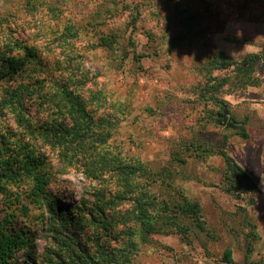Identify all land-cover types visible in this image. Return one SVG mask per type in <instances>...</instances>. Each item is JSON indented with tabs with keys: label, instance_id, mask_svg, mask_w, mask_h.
I'll use <instances>...</instances> for the list:
<instances>
[{
	"label": "rangeland",
	"instance_id": "374dc122",
	"mask_svg": "<svg viewBox=\"0 0 264 264\" xmlns=\"http://www.w3.org/2000/svg\"><path fill=\"white\" fill-rule=\"evenodd\" d=\"M36 5L33 9L30 0H0V47L15 53L22 50L15 44L19 42L37 50L38 60L25 62L16 78L23 81L34 75L78 90L95 117L113 124V150L157 171L170 166L179 171L175 189L157 183L151 194L182 192L199 203L206 222V230L198 226L190 236L161 221L156 230L141 222L134 228L120 226L114 237L112 230L100 234L97 219L88 213L99 181L47 145L42 150L55 173L48 186L49 201L56 198L59 208L70 207L72 215L82 218L81 237L90 252L103 253L97 237L102 236L109 251L122 247L127 256L117 264H264V0H37ZM219 51L241 62L250 54L262 56L253 75L256 83L223 87L222 110L202 97L208 95L202 67ZM42 65L49 74L40 71ZM232 72L231 67L213 74L226 77ZM16 83L0 80V98ZM29 112L36 118L42 115L35 106H29ZM232 118L245 127V134L227 127ZM8 123L10 140L23 135L14 115ZM200 137L213 153L190 156L185 164L171 160L181 140ZM218 149L227 151L250 175L254 189L240 198L226 190L227 164ZM18 186L11 189L21 199L13 204L0 194V221L14 213L15 225L33 239L38 263L56 264V221L46 200L32 203L26 185ZM23 203L28 214L16 208ZM137 237L142 243L134 241ZM18 255L22 262L24 251Z\"/></svg>",
	"mask_w": 264,
	"mask_h": 264
},
{
	"label": "trees",
	"instance_id": "16d2710c",
	"mask_svg": "<svg viewBox=\"0 0 264 264\" xmlns=\"http://www.w3.org/2000/svg\"><path fill=\"white\" fill-rule=\"evenodd\" d=\"M37 0H30L33 9H37ZM13 42L8 45L12 46ZM22 50H5L0 47V80L14 79L17 83L4 89L0 98V194L4 195L13 204L21 199L20 193L12 192L15 185H26L27 198L32 203H44L56 221L52 227V238L57 247L53 254L56 264H117L124 261L122 247L116 252L109 251L108 245L102 236H97L103 245V253L92 254L87 240H83L82 218L72 215L71 208H59L56 198L49 201L48 186L54 179L52 162L49 161L44 147H56L68 163H78L83 173L92 179H97L93 195L96 199L89 207L92 219H97L100 230L113 231L120 228H134L139 223H149L150 229H158L160 221L163 225L178 227L184 236L195 235L198 226L206 230V222L201 216V207L182 192L169 193L165 197L152 195L154 184H160L171 190L179 173L171 166L160 171L147 167L140 159L128 160L121 153L110 147V121L104 117L97 118L88 109L89 102L78 90L70 88L66 83L56 81L50 84L43 78L34 76L28 80H18L22 65L37 59V50L33 46L15 42ZM109 45V43L105 44ZM12 49V48H11ZM262 56L259 53L250 54L245 61H237L216 52L203 65L202 71L207 76L205 99H210L222 110L225 101L219 96L225 85L243 87L248 83H256L254 78L256 63ZM40 59V57H39ZM232 67L233 76L218 77L215 70ZM44 74H49L46 67L40 68ZM33 79V80H31ZM230 91V89L228 90ZM29 106H35L39 117H33ZM14 115L23 135L10 140L6 135L8 117ZM215 121L223 119L214 117ZM232 118L227 127H235L245 134V127L236 123ZM9 132V131H8ZM222 155L227 164L225 176L226 190L237 198L256 187V182L247 174L224 149L216 150ZM210 144L200 137L190 140H181L178 149L172 151L171 160L185 164L188 157H207L213 153ZM180 157V158H179ZM171 161V162H172ZM189 177V174H185ZM18 186V187H19ZM176 191V190H175ZM174 191V192H175ZM16 199V200H15ZM21 207V208H20ZM25 214H28V205H17ZM14 213H9L0 221V264H39L37 250L33 249L32 237L26 235L22 228L15 225L11 219ZM57 217L59 221H57ZM141 220V221H140ZM132 223V224H131ZM111 234V233H110ZM118 234V233H116ZM128 233V235H130ZM106 238H110L109 233ZM127 241L131 237H127ZM142 239V238H141ZM140 237L134 239L142 243ZM114 250V249H113ZM24 251L22 262L18 259V252ZM107 251V252H105ZM225 258L230 259L229 254ZM125 263V262H124Z\"/></svg>",
	"mask_w": 264,
	"mask_h": 264
},
{
	"label": "water",
	"instance_id": "95a60500",
	"mask_svg": "<svg viewBox=\"0 0 264 264\" xmlns=\"http://www.w3.org/2000/svg\"><path fill=\"white\" fill-rule=\"evenodd\" d=\"M224 117V124L226 123V114H223Z\"/></svg>",
	"mask_w": 264,
	"mask_h": 264
}]
</instances>
